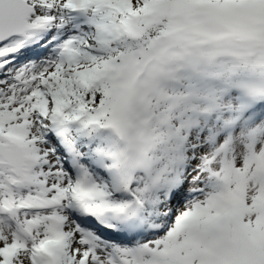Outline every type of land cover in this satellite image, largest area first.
Returning a JSON list of instances; mask_svg holds the SVG:
<instances>
[{"label": "snow or ice", "instance_id": "obj_1", "mask_svg": "<svg viewBox=\"0 0 264 264\" xmlns=\"http://www.w3.org/2000/svg\"><path fill=\"white\" fill-rule=\"evenodd\" d=\"M0 264H264V0H0Z\"/></svg>", "mask_w": 264, "mask_h": 264}]
</instances>
